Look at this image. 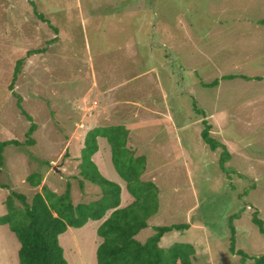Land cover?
<instances>
[{
    "label": "rangeland",
    "instance_id": "1",
    "mask_svg": "<svg viewBox=\"0 0 264 264\" xmlns=\"http://www.w3.org/2000/svg\"><path fill=\"white\" fill-rule=\"evenodd\" d=\"M261 20L264 0H0V142L23 143L3 153L0 216L11 192L30 202L44 186L63 194L70 182L75 204L99 199L100 187L80 183L85 136L97 126L125 125L129 147L148 156L143 179L153 180L161 197L150 227L138 235L141 242L155 234L153 227L187 224L189 230L167 233L161 245L193 244L196 264H243L216 238L245 207L236 224L238 246L264 254V234L252 223L255 209L264 220ZM214 80L218 86L203 85ZM205 121L234 156L227 173L219 164L223 148L212 152L202 139ZM33 123L38 129L30 146ZM99 146L94 161L121 186L125 207L133 198L114 169L109 143L99 138ZM32 173L43 175L38 188L27 181ZM104 220L61 235L69 264H97ZM18 248L14 233L0 226V264H18Z\"/></svg>",
    "mask_w": 264,
    "mask_h": 264
},
{
    "label": "trees",
    "instance_id": "2",
    "mask_svg": "<svg viewBox=\"0 0 264 264\" xmlns=\"http://www.w3.org/2000/svg\"><path fill=\"white\" fill-rule=\"evenodd\" d=\"M31 4L34 5V2ZM37 16L49 23L43 15ZM259 24L264 26V20L259 21ZM51 28L56 35L59 34V29L52 26ZM56 40L58 37L49 43H54ZM44 51H46L45 48L29 51L28 56ZM27 61V57L18 61L8 90L16 86L22 67ZM239 77L226 75L223 79L232 80ZM241 78L251 80L247 76H241ZM255 79L260 81L263 78ZM203 85L213 88L219 85V80H214L212 83L203 81ZM15 95L18 97L17 107L22 109V98ZM197 112L204 114L202 110ZM22 113L30 121L33 120L25 110ZM37 129L38 125L31 124L27 133L29 137L26 141L27 145L36 144V140L31 135ZM211 129L212 126L205 121L201 133L202 139L209 145L212 152H216L219 147L223 148L219 164L227 173L226 163L232 161L234 156L211 136ZM130 133L131 131L125 125H102L89 130L85 136V144L80 155V175L83 177L80 183L83 186L84 181H89L100 187L102 196L97 200L75 204L70 182L63 194H58L44 186L43 192L36 193L30 202L25 194L11 192L5 201L7 213L0 216V226H8L16 235L20 243L19 264H69L64 255V248L60 244V236L70 227L81 229L89 221H100L110 211L112 212L109 218L97 231L98 236L102 238V243L96 251L97 264H196V248L193 244L177 242L169 247L161 245V240L167 233L174 230H189L190 227L187 224L153 227L154 235L145 242L138 240L137 236L150 227L149 220L158 213L161 197L156 183L143 179L147 165L146 156H136V152L129 147ZM99 138H105L109 143L114 169L125 181L127 190L133 198L131 204L125 208L118 209L122 200L121 186L102 175L94 161V156L100 149ZM12 145L20 147L23 143L20 140L0 142V175L4 167V150ZM42 180L43 175L39 173H32L27 178L34 188H38ZM245 210L244 207L229 217L228 229L217 235L216 242L228 246L229 252L238 256L243 264H264V254H258L255 251L245 252L238 246L239 228L236 224L241 218L240 213ZM252 223L259 232L264 234V220L258 209L252 213Z\"/></svg>",
    "mask_w": 264,
    "mask_h": 264
},
{
    "label": "crops",
    "instance_id": "3",
    "mask_svg": "<svg viewBox=\"0 0 264 264\" xmlns=\"http://www.w3.org/2000/svg\"><path fill=\"white\" fill-rule=\"evenodd\" d=\"M130 134H131V133H130ZM142 155H145V154H142ZM145 156H146V160H147V165H146V171H147V166H148V156H147V155H145ZM146 171L144 172L143 175H145ZM147 180L149 181V180H151V179H147ZM151 181H153V180H151ZM153 182H154V181H153ZM129 201H130V200H129ZM88 203H89V202H88ZM130 203H131V202H130ZM130 203H129V204H130ZM129 204L126 205L125 207L129 206ZM121 205H122V200H121L120 208H125V207H122ZM111 212H112V211H110V212L108 213L109 215L107 214L108 216L106 215L107 217L105 216L106 219L109 218ZM105 217H104V218H105ZM106 219H105V220H106ZM103 220H104V219H102V220H100V221H103ZM105 220H104V221H105ZM89 222H90V221H89ZM87 224H88V223H87ZM87 224H86V225H87ZM86 225H85V226H86ZM149 225H150V223H149ZM70 228H71V227H70ZM75 229H76V228H75ZM14 235H15V234H14ZM15 237H16V235H15ZM60 237H61V236H60ZM137 238H138V236H137ZM16 239H17V237H16ZM162 239H163V238H162ZM17 240H18V239H17ZM138 240H139V239H138ZM161 241H162V240H161ZM185 243H186V242H185ZM19 249H20V243H19V248H18L17 256H16L18 264H19V257H18ZM96 258H97V256H96Z\"/></svg>",
    "mask_w": 264,
    "mask_h": 264
},
{
    "label": "clouds",
    "instance_id": "4",
    "mask_svg": "<svg viewBox=\"0 0 264 264\" xmlns=\"http://www.w3.org/2000/svg\"><path fill=\"white\" fill-rule=\"evenodd\" d=\"M203 141H204V140H203ZM130 204H131V203H130ZM130 204H129V205H130ZM118 209H122V208H120V206H119V208H118ZM108 215H109V214H108ZM190 244H191V243H190Z\"/></svg>",
    "mask_w": 264,
    "mask_h": 264
}]
</instances>
